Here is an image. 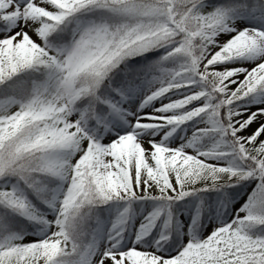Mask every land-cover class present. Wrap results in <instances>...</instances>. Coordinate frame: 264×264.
Returning a JSON list of instances; mask_svg holds the SVG:
<instances>
[{"label":"snow or ice","instance_id":"snow-or-ice-1","mask_svg":"<svg viewBox=\"0 0 264 264\" xmlns=\"http://www.w3.org/2000/svg\"><path fill=\"white\" fill-rule=\"evenodd\" d=\"M0 264H264V0H0Z\"/></svg>","mask_w":264,"mask_h":264}]
</instances>
